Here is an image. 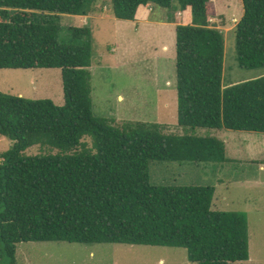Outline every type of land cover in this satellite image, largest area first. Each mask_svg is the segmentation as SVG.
Instances as JSON below:
<instances>
[{
	"label": "trees",
	"instance_id": "trees-1",
	"mask_svg": "<svg viewBox=\"0 0 264 264\" xmlns=\"http://www.w3.org/2000/svg\"><path fill=\"white\" fill-rule=\"evenodd\" d=\"M134 21L140 7L179 12L175 27L177 126L123 122L92 112L91 30L63 29L98 3ZM211 0H0V70L59 69L63 104L0 92V264L28 242L182 248L191 264L248 261L246 215L211 209L209 186H153L150 162L225 163L223 142L198 129L264 135V77L222 88L224 39ZM237 64L264 69V0H241ZM170 23H175L170 20ZM90 139V147L82 143ZM55 154L26 156L31 147Z\"/></svg>",
	"mask_w": 264,
	"mask_h": 264
},
{
	"label": "rangeland",
	"instance_id": "rangeland-1",
	"mask_svg": "<svg viewBox=\"0 0 264 264\" xmlns=\"http://www.w3.org/2000/svg\"><path fill=\"white\" fill-rule=\"evenodd\" d=\"M210 4L209 24L224 39L222 88L264 73V69L243 70L237 64L234 27L243 13L241 0H211ZM95 10L86 16H59L64 30H91L93 115L116 126L126 121L157 123L165 134L182 135L176 116L174 48L175 26L183 22L180 13L148 5L139 8L134 21H121L110 14L107 2L98 3ZM0 92L63 104L59 69L0 70ZM195 135L218 139L234 135L241 144L239 152L231 154L227 149L229 163L150 162V184L214 188L212 210L246 215L249 259L241 264H264V135L208 129H198ZM82 143L86 148L91 145L88 138ZM11 145L7 138H0V155ZM56 152L34 146L24 154ZM15 257L16 264H191L182 248L121 244L28 242L16 245Z\"/></svg>",
	"mask_w": 264,
	"mask_h": 264
},
{
	"label": "crops",
	"instance_id": "crops-1",
	"mask_svg": "<svg viewBox=\"0 0 264 264\" xmlns=\"http://www.w3.org/2000/svg\"><path fill=\"white\" fill-rule=\"evenodd\" d=\"M135 18H136V17H135ZM162 24L170 25V26H171V24H168V23H162ZM175 27H176V26H175ZM174 48H175V45H174ZM91 66H92V63H91ZM91 66H90V68H91ZM90 68H89V70H90ZM261 77H264V73L259 74L258 76L254 77V78H252V79H250V80L257 79V78H261ZM245 81H249V80H245ZM245 81H240L239 83H242V82H245ZM233 85H234V84H233ZM220 131H224V130H220ZM220 131H218V132H220ZM242 133H245V132H242ZM252 134H253V133H252ZM222 135H224V133H223ZM225 136H226V135H225ZM233 136H234V135H230V136H226V137H223V138H219V140H220L221 142H223V144H224L225 155H226V153H227V149H231V151H230L231 154H232V153H238V152H239V145H241V144H240V142H238V141H236L235 139H233ZM247 136H250V135H247ZM0 138L2 139V137H0ZM252 142H253V144H254V143H255V144L258 143V141H257V142H254L253 140H252ZM252 142H251V143H252ZM247 144H248V142H247ZM226 159H227V162H225V163H229L230 160H232V158L227 157V156H226ZM261 168H262V167H261Z\"/></svg>",
	"mask_w": 264,
	"mask_h": 264
}]
</instances>
